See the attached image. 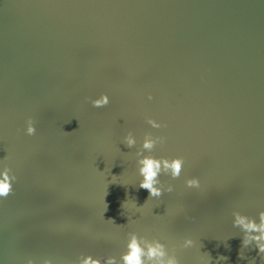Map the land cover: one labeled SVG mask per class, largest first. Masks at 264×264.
<instances>
[{
    "label": "water",
    "instance_id": "95a60500",
    "mask_svg": "<svg viewBox=\"0 0 264 264\" xmlns=\"http://www.w3.org/2000/svg\"><path fill=\"white\" fill-rule=\"evenodd\" d=\"M147 133L167 137L151 155L185 158L160 199L139 188ZM5 163L18 182L0 199V264L119 259L129 232L181 264H264L233 226L264 211V0H0Z\"/></svg>",
    "mask_w": 264,
    "mask_h": 264
},
{
    "label": "clouds",
    "instance_id": "9594fccd",
    "mask_svg": "<svg viewBox=\"0 0 264 264\" xmlns=\"http://www.w3.org/2000/svg\"><path fill=\"white\" fill-rule=\"evenodd\" d=\"M148 99H153L151 94ZM93 107L102 108L110 104L111 100L108 94L104 93L99 98H89ZM147 123L153 128L160 129L167 127L166 123L157 121L149 117ZM25 134L34 136L37 133L36 120L29 116L26 120ZM167 142L165 136H153L147 133L144 137L142 146L137 150L138 171L142 179L139 182V188L147 190L149 198L160 199L165 192L172 193L175 186L171 183L165 184L161 180L162 175L170 176L173 180L179 179L183 173L185 158L177 156L156 157L151 155L156 146L163 145ZM124 144L128 148H133L137 145L136 137L132 132H129L124 137ZM149 155H145V152ZM18 182V177L15 174L12 166L8 163L4 164L3 171L0 172V199H7L14 193V184ZM186 187L190 189H201V181L198 177L188 178ZM147 199V200H148ZM146 200V201H147ZM233 226L237 227L243 233L242 245L244 248L255 245L259 250V254H264V211H260L257 217H251L242 214L240 211L233 212ZM126 251L119 259L115 256H109L105 259L93 257L92 255L81 254L78 260L72 264H181L180 258L177 255V248L169 246L158 238L150 239L147 236H141L137 232H129ZM195 245V241L190 237H185L180 245L182 249H188ZM243 258V256L241 255ZM221 259H225L221 257ZM255 264V260H252ZM25 264H37V261L28 258ZM42 264H54L52 258H45Z\"/></svg>",
    "mask_w": 264,
    "mask_h": 264
}]
</instances>
